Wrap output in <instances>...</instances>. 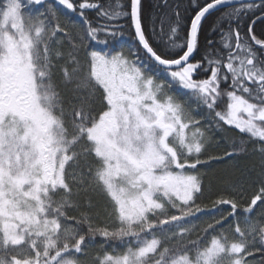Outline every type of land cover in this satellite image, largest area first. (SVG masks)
Wrapping results in <instances>:
<instances>
[{"label":"snow or ice","instance_id":"obj_1","mask_svg":"<svg viewBox=\"0 0 264 264\" xmlns=\"http://www.w3.org/2000/svg\"><path fill=\"white\" fill-rule=\"evenodd\" d=\"M0 264H264V0H0Z\"/></svg>","mask_w":264,"mask_h":264},{"label":"trees","instance_id":"obj_2","mask_svg":"<svg viewBox=\"0 0 264 264\" xmlns=\"http://www.w3.org/2000/svg\"><path fill=\"white\" fill-rule=\"evenodd\" d=\"M148 2H150V0H146V3ZM30 10L35 13L38 9L33 6ZM70 18L79 22V17L75 14H70ZM108 41L107 46L95 43H93L92 46L99 50H118L121 45L132 44V39L129 35L115 38L110 37ZM258 159V157L253 156H238L231 160L214 162L210 166L201 169L202 173L205 174V184L210 185L213 192L221 190L226 186V181H235L240 178L241 173H248L249 169H252L253 166L258 163ZM252 175H254V173H252Z\"/></svg>","mask_w":264,"mask_h":264}]
</instances>
